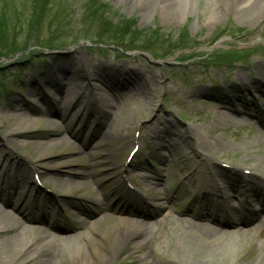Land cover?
Wrapping results in <instances>:
<instances>
[{
    "label": "rangeland",
    "instance_id": "obj_1",
    "mask_svg": "<svg viewBox=\"0 0 264 264\" xmlns=\"http://www.w3.org/2000/svg\"><path fill=\"white\" fill-rule=\"evenodd\" d=\"M197 1L192 13L168 16L116 0H0V206L15 198V228L33 238L13 243L0 264H94L100 255L110 264H246L259 256L264 225L225 236L260 214L250 185L231 176L256 178L246 167L264 174V127L253 117L264 96L251 90L264 78V0L252 20L233 18V0L211 18ZM71 64L76 87L65 105L55 88ZM104 89L130 120L108 113ZM62 108L66 119L46 115ZM206 208L218 219L206 224L221 234L207 244L185 230L193 220L185 210ZM123 220L144 232L115 254L112 229Z\"/></svg>",
    "mask_w": 264,
    "mask_h": 264
},
{
    "label": "bare ground",
    "instance_id": "obj_2",
    "mask_svg": "<svg viewBox=\"0 0 264 264\" xmlns=\"http://www.w3.org/2000/svg\"><path fill=\"white\" fill-rule=\"evenodd\" d=\"M116 2L118 3H128V4H132L133 8L138 9L142 14H144L145 10L147 8H149L150 6L153 5V7L158 8L160 10H162L163 12H165L166 14H168V16H172L174 9L176 10V12H179V14L182 13H186V12H180L177 11V9H184L186 11H189L191 9V11L189 13H192L194 11L193 9V0H116ZM226 0H214L212 3L211 2H201V1H197V5H198V12L201 14H207V16L209 18H211V14H213L214 11H216L217 6L220 5H225ZM220 4V5H219ZM263 4L262 0H233L232 2L229 3V1L227 2V6L231 7L234 11L233 13V18L235 20H252L255 18H258L260 16V14L262 13V10L260 9V6ZM213 12H210L212 11ZM139 12V13H140ZM168 12V13H167ZM208 12V13H207ZM220 12L217 10V13L215 14H219ZM177 14V13H176ZM178 15V14H177ZM175 16V15H174ZM87 67V71L89 72V68ZM103 67V66H102ZM128 69L132 70L131 68L128 67ZM63 70L65 71L64 73V82L63 84L60 85H56L55 88V96L56 98L62 102V100L65 101V105H69L72 103H70L71 100H69L68 96H69V91H71L70 89L73 88L75 89V85L76 82L74 81V77H73V73L75 72L74 69V65H70V66H64ZM71 76V77H70ZM73 77V79H72ZM251 90L253 89L256 92L261 93L264 96V78L262 79H258V81H251ZM247 89L250 90L249 87H247ZM112 91V90H110ZM101 99L103 100L102 103L104 104L103 106L105 108H107L108 113L114 115V116H118L120 117V115H124L126 117V120H130V118L132 117L129 113L124 112L123 107L122 106H118L117 107V111L116 108L111 109L113 105H115L114 103H111V101L113 102V99L116 98L117 95H113L111 97V94L108 92V90H102L101 91ZM118 97V96H117ZM65 98V99H64ZM80 98V96H79ZM112 98V99H111ZM78 100V99H77ZM77 101H74L73 105L76 104ZM229 107V106H228ZM234 111V110H233ZM68 112H69V108H62V110H53L52 112L49 111L48 113H46V115H48L50 118L54 119L56 116L57 118H67L66 116H68ZM76 113H74L73 115H75ZM93 115V114H92ZM264 110L262 111V113L260 114H255V118H257L260 123L261 126L264 127ZM14 119L15 121H18L20 124L21 129L25 126H29L27 125V123L25 122H21L22 120H20V115L15 116L14 115ZM222 117L226 120H232L233 123H237L236 120V116L234 115V113H227V114H222ZM49 121V120H47ZM37 122V120L35 121ZM52 125V122H49V125ZM48 126V124H47ZM20 131L18 129H15V132ZM167 131L171 132L170 128H167ZM60 132H58V130L56 129L53 132V135H58ZM264 146V142L262 143ZM37 145L41 146V147H46L47 143H42L39 142L37 143ZM46 155V153L44 152H38L37 156L38 157H44ZM261 159L264 160V154L261 155ZM249 169V168H247ZM252 174H255L254 176L256 178L254 179H241V177L237 176V173L234 172V174L231 176V178H234V181H238V180H243V182H247L248 185H250L251 192H252V196H254L257 201L259 202L260 205V210L259 211H264V174L261 173H257L254 171H251ZM40 178V175H39ZM146 178H150V176H146ZM64 184H70L71 181L69 179H65L61 181ZM152 184H156L155 182H151ZM233 187H235V189H239V191L244 190L243 185L240 184V182H233L231 183ZM246 184V186H248ZM158 185V184H156ZM217 183H215L212 186H209V188H211L212 190H217L218 186H216ZM236 191V190H233ZM128 192V190H127ZM15 198L12 199V201H5V204H3V206H0V233L2 234V237L0 238V259L3 257V255L5 253H7L9 251V249L11 248L13 243H19V242H24L28 243L31 239L30 234L26 233V231L23 230H16L15 226L18 224L16 222V219L10 214L12 213L11 210L15 209ZM140 201V199H138ZM207 211H204L202 214H196L193 211H188L185 210V213H189L190 215H192L193 220H189L185 225H186V229L187 230V235L189 238H197L200 240L205 241V243H214L211 242L214 238H218L220 237V233L217 232L216 228H213L211 226H208L206 223L207 222H213V221H218V219L212 215L211 211L209 208H206ZM139 213L144 214V210H137ZM143 215H137L139 217H143ZM147 216V215H146ZM148 217V216H147ZM257 223L259 222V224L264 225V213H261L259 215V217L257 218ZM255 222V223H256ZM241 223L244 224V220H241ZM16 224V225H15ZM177 223L174 222L173 226L177 227L176 225ZM142 226V225H141ZM252 227V226H251ZM72 232V231H71ZM144 232V230L142 231ZM142 232L138 231V230H134L132 229L131 223H129L128 221H121L120 225H115L112 229V242H113V246H112V252H114L115 254L118 252L119 248L122 246V243L126 242L128 239L130 238H137L139 236H141ZM146 233V232H145ZM227 235L225 236L228 239H239L242 238L244 236H246L248 233L252 234L253 232L249 231L248 227L242 225L238 227H235V229H229L228 231H226ZM85 236V235H84ZM103 236H106V234H103ZM55 237V236H54ZM78 236L74 235V236H66L63 241H71L73 239H76ZM85 238L87 240L90 239V237H88L87 235L85 236ZM144 240L145 237H142ZM112 257H107L104 255H100L99 259L97 262H94V264H110ZM167 262H171V263H177V259H175V257L173 258H169L167 260ZM246 264H264V249L261 250V253L259 254L258 257H256V259H253L249 262H247Z\"/></svg>",
    "mask_w": 264,
    "mask_h": 264
}]
</instances>
